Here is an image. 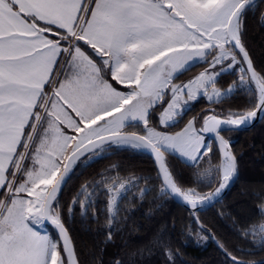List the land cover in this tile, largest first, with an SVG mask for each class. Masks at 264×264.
I'll list each match as a JSON object with an SVG mask.
<instances>
[{"label":"snow or ice","instance_id":"snow-or-ice-1","mask_svg":"<svg viewBox=\"0 0 264 264\" xmlns=\"http://www.w3.org/2000/svg\"><path fill=\"white\" fill-rule=\"evenodd\" d=\"M253 7L254 0H0V264H81L60 196L82 157L114 148L149 151L160 193L184 201L198 223L195 213L238 176L221 133L264 116V66L254 65L242 42ZM201 63L203 72L176 82ZM234 69L238 80L221 92L219 77ZM241 88L249 94L244 110L226 118L209 110L170 130L190 101L221 102ZM209 133L223 159L215 166L218 185L201 192L180 182L168 157L196 169L213 151ZM104 183L111 229L129 189L117 177ZM88 187L68 212L79 205L84 215L93 206ZM49 223L53 232L45 230ZM197 235L212 236L206 228ZM241 235L264 249V226ZM160 246L174 264L177 254ZM218 246L224 264H264Z\"/></svg>","mask_w":264,"mask_h":264},{"label":"trees","instance_id":"trees-1","mask_svg":"<svg viewBox=\"0 0 264 264\" xmlns=\"http://www.w3.org/2000/svg\"><path fill=\"white\" fill-rule=\"evenodd\" d=\"M262 1L257 0L248 12L242 35V42L258 69L264 66ZM205 67L202 63L197 64L180 75L177 81H187ZM233 82L235 79L231 73L226 75L225 80H219L218 84L225 89ZM205 100H197L196 109L190 111L182 122H186L190 114L201 115L209 110L226 118L229 112L246 108L249 94L241 88L221 102ZM180 127L182 124L170 130L176 131ZM223 135L230 141L237 157L239 177L221 201L196 213L200 224L193 221L191 211L172 197L160 193L156 165L149 153L131 148H114L103 157L79 161L62 190L60 203L65 210L66 227L74 238L81 264H113L117 259L125 264H167L161 241L177 254L174 264H224L226 257L211 236L207 240L199 239L197 234L201 228L208 229L219 245L243 259H264V249L250 242L252 237L241 235L245 229L257 227L264 221V209L261 208L264 205V116L250 129L225 131ZM168 159L177 178L185 186L208 192L219 183L215 166L221 164L222 158L215 144L212 153L196 169L177 156L169 155ZM205 169L211 170L205 174ZM196 172L200 175L197 176ZM113 174L123 179L133 178L135 183L121 199V207L112 221L111 229L107 227V201L100 197L103 196L102 190L96 200L92 198L93 206L85 207L84 215L79 205H75L72 212L67 211L73 196L83 186H92L100 177L108 175L111 178ZM145 188L149 191L141 197ZM48 227L51 232L54 231ZM110 230L113 232L112 239L107 241L105 233ZM236 248L247 249L248 252H235Z\"/></svg>","mask_w":264,"mask_h":264},{"label":"rangeland","instance_id":"rangeland-1","mask_svg":"<svg viewBox=\"0 0 264 264\" xmlns=\"http://www.w3.org/2000/svg\"><path fill=\"white\" fill-rule=\"evenodd\" d=\"M262 3H263V6H264V0L262 1ZM263 13H264V8H263ZM205 69V68H204ZM204 69H202L200 72H203L204 71ZM199 72V73H200ZM233 74L234 75V79H235V81H237L238 80V78H239V72L238 71H236L235 69L234 70H232V71H229V72H225L223 75H221L220 77H219V79H218V82H219V80H225V78H226V75H229V74ZM197 75V74H196ZM194 77V76H193ZM189 79H191V78H189ZM188 79V80H189ZM177 83H180V82H178V81H176ZM218 82H217V84H216V88H218V89H220L221 90V92H224V91H227L228 89H229V87L233 84H230L229 86H227L225 89H223L219 84H218ZM200 98H205L206 100L205 101H207V102H211V101H209L208 99H207V97L206 96H199L195 101H190L189 102V110L187 111V112H184L183 113V115L181 116V117H179L178 118V120L180 121V123L179 124H182V127H183V125L185 124V123H187V121L188 120H191V119H193L194 117L195 118H199V117H201L204 113H202L201 115H195V114H193V115H189V118L186 120V122H182L183 121V118L188 114V113H190V111H192V110H195L196 109V101L197 100H199ZM165 99H167V97H165ZM185 99H187V97L185 96ZM207 112V111H206ZM232 112H235V111H232ZM174 131V130H173ZM177 131V130H176ZM205 141H206V143H209L211 146H212V149H213V147H214V144H213V142H212V140L209 138V137H207V136H205ZM122 148H131V147H122ZM131 149H133V148H131ZM134 150H137V151H144V150H139V149H134ZM106 154V153H105ZM97 158V157H96ZM93 159H95V158H92V157H89L87 160L88 161H91V160H93ZM221 163H222V161H221ZM113 177H117L118 179H120V180H123L125 183H126V186L128 187V189L130 190L132 187H133V185H134V183H135V181H134V179L132 178H120V176L119 175H114L113 174ZM105 178H110V176H108V175H105V176H102V177H100L95 183H93L92 184V186L91 187H88V189H87V193L85 194V195H87L88 193H92V198L94 199V200H96V196L98 195V196H100L99 195V192H100V190H102V195L103 196H100V197H102V198H105L106 199V201H107V204H108V196H107V194L105 193V191H104V189L107 187V185L104 183V179ZM83 188H84V186H83ZM82 190V189H81ZM80 190V191H81ZM79 191V192H80ZM78 191L75 193V195L73 196V199H72V201L70 202V205H72L73 204V201L75 200V199H77V198H79V199H81V200H83L84 199V197H78V193H79ZM129 193V191L127 192V194ZM98 199V198H97ZM99 199H101V198H99ZM122 199V198H121ZM121 199H118V201H117V207H118V209L121 207L120 205V203H121ZM74 207V206H73ZM106 209H107V218H108V221H109V210H108V206H106ZM72 212V211H71ZM114 220V219H113ZM112 220V221H113ZM112 221H111V223H112ZM260 226H264V221L261 223V224H259L256 228H259Z\"/></svg>","mask_w":264,"mask_h":264},{"label":"water","instance_id":"water-1","mask_svg":"<svg viewBox=\"0 0 264 264\" xmlns=\"http://www.w3.org/2000/svg\"><path fill=\"white\" fill-rule=\"evenodd\" d=\"M257 0H254V3L256 2ZM250 55V54H249ZM263 118V116H258V118H256L255 120H253V121H251V122H249L248 124H246L245 126H241V127H239L238 129H236V128H234V129H232V130H236V131H239V130H247V129H250V128H252L253 126H255L257 123H259L260 121H261V119ZM232 130H230V131H232ZM223 132H225V131H223ZM223 132L221 133L222 135H223ZM206 136L207 137H209L213 142H214V144H215V146H216V148H217V144H218V142H217V140H216V138H215V136H214V134H206ZM230 148H231V152L233 153V155H235L234 154V152H233V149H232V146H231V144H230ZM145 152H147V153H149L151 156H152V158H153V160H154V157H153V155L149 152V151H147V150H144ZM220 153V152H219ZM220 156H221V158H222V154L220 153ZM235 157H236V155H235ZM83 159V157L81 158V160ZM223 159V158H222ZM236 160H237V157H236ZM79 162V161H78ZM77 162V163H78ZM77 165V164H76ZM75 165V166H76ZM156 165V164H155ZM75 166H74V168H75ZM73 168V169H74ZM237 168H238V160H237ZM72 174V173H71ZM71 174H70V176H71ZM238 177H239V168H238V176L235 178V180L230 184V186L228 187V188H226L223 192H222V194H221V197H219V198H217L216 200H214L211 204H209V205H207V206H205V207H203L201 210H198L197 212H200V211H202V210H204V209H206V208H209V207H211V206H213L214 204H216L217 202H219V201H221L228 193H229V191L231 190V188L233 187V185L235 184V182L237 181V179H238ZM65 187V186H64ZM63 187V188H64ZM63 190V189H62ZM178 204H180L181 206H183L184 208H186V209H188L189 210V208L186 206V204H185V202L184 201H182L181 199H179V198H175V197H172ZM190 211V210H189ZM196 212V213H197ZM192 213V212H191ZM196 213H195V215H196ZM193 214V213H192ZM197 217V216H196ZM198 223L200 224V221H199V219H198ZM47 226H50L52 229H53V226L49 223V224H47ZM54 230V229H53ZM213 235L211 236V238L213 239ZM214 241H215V243L217 244V245H219L218 243H217V241H216V239H215V237H214V239H213Z\"/></svg>","mask_w":264,"mask_h":264},{"label":"crops","instance_id":"crops-1","mask_svg":"<svg viewBox=\"0 0 264 264\" xmlns=\"http://www.w3.org/2000/svg\"><path fill=\"white\" fill-rule=\"evenodd\" d=\"M46 231L51 232L50 228L46 225Z\"/></svg>","mask_w":264,"mask_h":264}]
</instances>
